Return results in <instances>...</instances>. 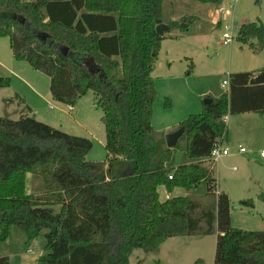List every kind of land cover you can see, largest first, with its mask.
I'll list each match as a JSON object with an SVG mask.
<instances>
[{
    "label": "trees",
    "instance_id": "trees-1",
    "mask_svg": "<svg viewBox=\"0 0 264 264\" xmlns=\"http://www.w3.org/2000/svg\"><path fill=\"white\" fill-rule=\"evenodd\" d=\"M163 2L0 0V37H9L14 58L49 76L55 100L74 105L93 90L103 110L107 156L99 161L87 158L91 139L37 119L30 107L17 119L0 115V239L13 226L30 241L42 235V264H130L134 249L156 252L171 237L216 231L214 264H264V231L232 227L226 192L206 207L190 195L161 199L162 186L172 193L202 182L214 194L216 179L205 159L227 136L225 117L264 114V67L231 72L226 91L179 123L187 161L174 164L175 148L152 124L153 71L166 38L156 26L188 32L197 17L166 22ZM237 39L263 50L264 23H242ZM10 85L0 75V88ZM29 173L41 177V193H27ZM10 262L0 254V264Z\"/></svg>",
    "mask_w": 264,
    "mask_h": 264
},
{
    "label": "rangeland",
    "instance_id": "rangeland-1",
    "mask_svg": "<svg viewBox=\"0 0 264 264\" xmlns=\"http://www.w3.org/2000/svg\"><path fill=\"white\" fill-rule=\"evenodd\" d=\"M163 9L166 22L179 21L186 15L196 16L197 20L188 32L166 31L155 61L153 77L157 98L153 104L152 124L158 138H165L167 133L178 129L179 122L190 114L201 112L206 98H218L226 91L222 82L230 72L264 67V49L257 52L237 39V29L242 23L258 20L264 23V0H224L221 3L164 0ZM225 32L230 33L231 38L225 39ZM0 75L11 78L10 86L0 88V115L17 119L23 103L30 102L46 123L91 139L93 147L87 154L88 159H106L103 110L96 106L93 90L74 105L48 96L51 95L47 94L50 91L49 76L27 61H17L7 36L0 37ZM167 98L169 105H166ZM229 124V137L227 133L223 145L230 149V154L205 163L213 169L217 185L215 193L210 194L207 183L202 182L191 190L176 187L172 195H190L206 207L216 201L217 193L226 192L231 201L232 227L264 231V120L234 115ZM163 127L167 131H163ZM185 146L186 140L181 138L173 147L175 165L182 156L186 158ZM241 146L246 152H240ZM31 176L27 193H41L44 190L41 177ZM161 189L164 197L166 188ZM218 234L216 231L208 235L171 237L156 252L134 249L130 264H193L199 258L204 264H214ZM44 244L42 235L30 241L22 228L13 226L7 239H0V254L9 256L10 264H42L38 256L43 252Z\"/></svg>",
    "mask_w": 264,
    "mask_h": 264
},
{
    "label": "crops",
    "instance_id": "crops-1",
    "mask_svg": "<svg viewBox=\"0 0 264 264\" xmlns=\"http://www.w3.org/2000/svg\"><path fill=\"white\" fill-rule=\"evenodd\" d=\"M214 15H215V13H214ZM216 16V18H217V21H220V18L218 17V15H215ZM165 36H166V34H164ZM164 41V40H163ZM163 43V42H162ZM17 61H19V60H17ZM23 61V60H22ZM258 69H260V68H258ZM255 70H257V69H254V71ZM192 71V70H191ZM247 71H250V70H247ZM251 71H253V70H251ZM231 73V72H230ZM50 80V79H49ZM26 82H27V84H29L33 89L35 88V87H33L27 80H26ZM50 82V81H49ZM222 87H223V85H222ZM226 88V87H225ZM49 89H50V86H49ZM227 89V88H226ZM35 90V89H34ZM36 92L38 91L37 89L35 90ZM39 92V91H38ZM37 92V93H38ZM51 94V95H48V96H52V93H51V90L50 91H48V93L47 94ZM39 94V93H38ZM18 95V94H17ZM46 95V94H45ZM19 97L24 101V99L19 95ZM52 98H53V96H52ZM26 101V100H25ZM30 107L31 108V111H30V115H35L36 116V118L37 119H41V121H47V120H45V119H43V118H41L40 116H38V112H37V110H36V108H35V106L33 105V104H31L30 102H24L23 103V106H22V108H21V110H20V114H21V111H22V109L24 108V107ZM234 115H243V116H250V117H252V118H256V119H258V120H264V114H260V113H255V112H247V113H242V114H234ZM234 115H232V114H229V115H227V125H229V127H228V137H229V133H230V124H229V122H230V120L233 118V116ZM20 116V115H19ZM180 122H182V121H180ZM179 122V123H180ZM162 130L163 131H167V128H165V127H163L162 128ZM161 130V131H162ZM264 151V150H263ZM184 161H187V159L186 158H184V156H182V160L179 162V163H176V165H178V164H180V163H182V162H184ZM31 179V182H32V176H31V174L29 173V174H27V182H29V180ZM163 187V186H162ZM162 189H161V187L159 188V192H160V196H162ZM173 193V192H172ZM172 193H169L167 190L166 191H164V197L163 198H161L162 200H164V199H166V198H169V197H172V196H174V195H172ZM176 196H178V195H176ZM42 253L43 252H41L40 254H39V256H41L42 255ZM39 256H38V258H39Z\"/></svg>",
    "mask_w": 264,
    "mask_h": 264
},
{
    "label": "built area",
    "instance_id": "built-area-1",
    "mask_svg": "<svg viewBox=\"0 0 264 264\" xmlns=\"http://www.w3.org/2000/svg\"><path fill=\"white\" fill-rule=\"evenodd\" d=\"M225 39L231 38L230 33L225 32L224 34ZM222 85L228 89L229 87V78H225L222 82ZM225 120L227 122V116L225 117ZM226 139L225 136L220 137L216 144L214 145L210 157L205 159V161H218L220 160L223 156L229 155L230 154V149L227 146H224V140ZM240 152H246V149L244 147H240ZM262 156H264V151H262ZM172 177V176H170Z\"/></svg>",
    "mask_w": 264,
    "mask_h": 264
},
{
    "label": "water",
    "instance_id": "water-1",
    "mask_svg": "<svg viewBox=\"0 0 264 264\" xmlns=\"http://www.w3.org/2000/svg\"><path fill=\"white\" fill-rule=\"evenodd\" d=\"M168 30H169V26L166 23H164V22H162V23H160V24H158L156 26V31H157V33L159 35H162L163 36L166 33V31H168ZM46 37H47V35L46 34H43L44 40L46 39ZM67 51H68V49H65L64 50V54H67ZM211 100L212 99H210V98L209 99L206 98L205 99V103L208 104V103L211 102ZM184 131H185V127L184 126H181L178 129H176V130H174L172 132L167 133L165 135V140H166L167 146L169 148H173L174 146H176L177 143H178V140L180 139V137L182 136V134L184 133ZM2 215H3L2 212H0V221L2 219Z\"/></svg>",
    "mask_w": 264,
    "mask_h": 264
}]
</instances>
